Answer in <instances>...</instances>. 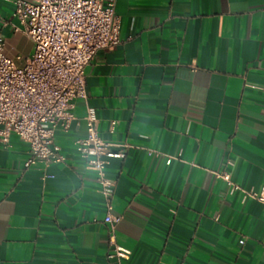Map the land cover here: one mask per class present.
<instances>
[{"label": "crops", "instance_id": "1", "mask_svg": "<svg viewBox=\"0 0 264 264\" xmlns=\"http://www.w3.org/2000/svg\"><path fill=\"white\" fill-rule=\"evenodd\" d=\"M114 1L121 42L87 65V97L56 131L66 160L25 168L28 144L0 142V264H115L75 145L90 110L105 140L128 145L107 166L125 264H264V204L215 175L264 183V0ZM14 12L0 0L5 53L22 66L34 44Z\"/></svg>", "mask_w": 264, "mask_h": 264}, {"label": "built area", "instance_id": "2", "mask_svg": "<svg viewBox=\"0 0 264 264\" xmlns=\"http://www.w3.org/2000/svg\"><path fill=\"white\" fill-rule=\"evenodd\" d=\"M14 4V14L34 49L19 66L5 53V39L0 36V142L8 143L11 135H17L29 147L25 168L46 169L66 160L55 141L56 131L71 127L77 99L87 97V65L100 50L121 42L120 20L114 0H14ZM86 121L87 133L76 139V150L94 169L105 199L111 246L107 255L115 264H125L132 251L116 240L121 216L114 213L115 181L107 166L111 158H124L128 145L105 140L93 110ZM173 158L169 156L167 162ZM215 175L226 182L230 194L240 192L243 200L253 198L264 204V183L257 191L243 188L228 169Z\"/></svg>", "mask_w": 264, "mask_h": 264}]
</instances>
